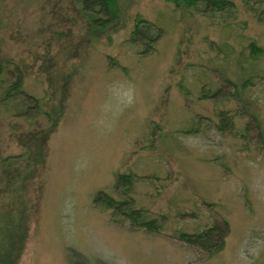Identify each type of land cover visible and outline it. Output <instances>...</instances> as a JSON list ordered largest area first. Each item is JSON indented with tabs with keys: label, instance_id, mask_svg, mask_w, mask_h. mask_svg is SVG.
Instances as JSON below:
<instances>
[{
	"label": "rangeland",
	"instance_id": "rangeland-1",
	"mask_svg": "<svg viewBox=\"0 0 264 264\" xmlns=\"http://www.w3.org/2000/svg\"><path fill=\"white\" fill-rule=\"evenodd\" d=\"M230 1L203 13L117 0L100 30L76 0H0V264H72V249L89 264H264V142L249 115L264 128V0ZM140 17L162 30L149 53L129 40ZM15 64L41 102L31 116L1 103ZM222 111L235 121L224 133ZM120 173L136 176L131 194ZM100 190L163 227L112 219ZM213 219L230 224L222 250L179 238Z\"/></svg>",
	"mask_w": 264,
	"mask_h": 264
},
{
	"label": "trees",
	"instance_id": "trees-1",
	"mask_svg": "<svg viewBox=\"0 0 264 264\" xmlns=\"http://www.w3.org/2000/svg\"><path fill=\"white\" fill-rule=\"evenodd\" d=\"M80 3L82 12L89 20L92 27L100 30H107L114 25L119 19L117 0H76ZM177 7L195 8L199 12L207 13L210 9H223L232 6L230 0H170ZM246 5L256 11L252 2L261 0H244ZM162 35L161 28L152 20L146 18H138L130 36V42L134 45L142 44L144 46L142 53H149L155 49L157 42ZM251 52L253 54H260L263 49L255 43L250 44ZM3 70V65L0 71ZM15 78L6 84L4 93L1 97V103L6 105L8 110L14 116H31L32 110L40 111L41 102L34 94L28 93L24 89L23 72L18 64L14 66ZM226 85H233L235 95L243 103L244 109L248 110L249 102L238 94V86L235 81L229 77H223ZM1 82L5 83L3 79ZM244 86L246 85L243 84ZM225 93V86H220L215 90L212 96H220ZM204 95V93H203ZM207 95V94H205ZM246 111V110H245ZM249 111V110H248ZM256 121V128L258 130L259 138L264 142V128L262 121L258 115L249 113ZM220 120L217 123V128L221 133L232 130L234 128V118L226 111L220 113ZM200 124L196 126L195 130H199ZM251 121H248L245 127L246 133L252 129ZM246 135V134H245ZM136 176L134 174L120 173L117 177V188H122L125 194H131L135 188ZM95 205H102L106 209L112 210V219L118 222L129 224L133 228H143L150 231H159L163 227L165 216L162 220L150 218L147 216L145 210L137 208L134 200L123 198L116 199L113 195L106 191H98L93 199ZM189 215L196 217L195 212H188ZM230 233V224L226 219H213L211 223L193 232L182 231L179 233V238L190 245L198 246L209 253H215L222 250ZM74 259L72 264H89L86 261V256L72 249Z\"/></svg>",
	"mask_w": 264,
	"mask_h": 264
}]
</instances>
